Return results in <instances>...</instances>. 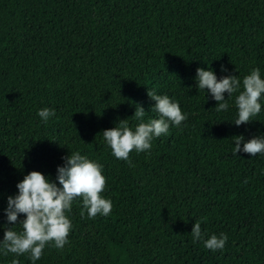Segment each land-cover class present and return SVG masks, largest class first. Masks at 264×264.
<instances>
[{
  "label": "trees",
  "instance_id": "trees-1",
  "mask_svg": "<svg viewBox=\"0 0 264 264\" xmlns=\"http://www.w3.org/2000/svg\"><path fill=\"white\" fill-rule=\"evenodd\" d=\"M198 68L264 78V0H0V242L26 218L5 215L17 184L38 171L59 187L57 168L79 151L103 166L112 211L82 217L74 200L69 242L35 264H264V155H233L232 139L264 136V100L236 126L237 94L216 112ZM148 91L187 120L131 163L117 159L102 133L126 119L134 129L137 105L156 118ZM44 108L56 113L46 123ZM221 233L223 250L204 246ZM13 261L33 264L0 245V264Z\"/></svg>",
  "mask_w": 264,
  "mask_h": 264
},
{
  "label": "clouds",
  "instance_id": "clouds-1",
  "mask_svg": "<svg viewBox=\"0 0 264 264\" xmlns=\"http://www.w3.org/2000/svg\"><path fill=\"white\" fill-rule=\"evenodd\" d=\"M196 84L198 90L207 91L217 102L214 109L216 112H226L229 109L225 93L229 98L237 94L235 106L238 118L234 122L236 126L253 122V118L261 113L264 78L261 77L259 68H253L242 81L236 76L218 79L210 68H198ZM147 95L155 102L151 111L156 113V118L145 121L147 113L143 107L137 105L134 116L130 118L138 121L134 129L129 126V119H126L102 133L112 155L117 159L131 163L130 153L150 151L154 139L167 135L170 127H181L187 120L179 103L167 95H158L155 91H148ZM37 115L46 123L56 113L54 109L44 108ZM232 139L233 155L241 151L250 156L264 155V136L254 137L247 142L242 135ZM64 159L65 165L57 168L59 187L42 173L32 171L17 184L18 194L8 197V207L5 210L8 223L15 225L20 215L26 218L20 224V232L14 231V227L5 229L3 241L0 242L5 254L28 255L35 264L41 259L47 246L63 249L69 242L68 236L72 230V223L67 214L71 212L74 200H82V217L85 212L90 219L97 215H110L113 204L103 196L107 183L102 174L103 166L79 151L71 152ZM191 236L194 242L203 238L199 222H195ZM227 239V235L223 233L219 238L212 235L204 241V246L213 252L223 250ZM13 264L17 262L13 261Z\"/></svg>",
  "mask_w": 264,
  "mask_h": 264
},
{
  "label": "rangeland",
  "instance_id": "rangeland-1",
  "mask_svg": "<svg viewBox=\"0 0 264 264\" xmlns=\"http://www.w3.org/2000/svg\"><path fill=\"white\" fill-rule=\"evenodd\" d=\"M232 133L230 126L228 124L224 127V136L230 138V134Z\"/></svg>",
  "mask_w": 264,
  "mask_h": 264
}]
</instances>
